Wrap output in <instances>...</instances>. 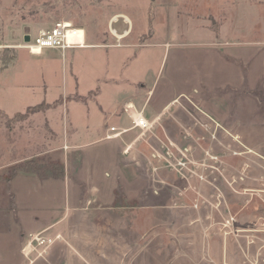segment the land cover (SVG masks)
Masks as SVG:
<instances>
[{
    "label": "rangeland",
    "instance_id": "1",
    "mask_svg": "<svg viewBox=\"0 0 264 264\" xmlns=\"http://www.w3.org/2000/svg\"><path fill=\"white\" fill-rule=\"evenodd\" d=\"M61 21L84 29L86 39L103 47L45 48L38 55L24 48ZM111 30L128 34L118 40ZM10 56L0 72V166L17 155L18 145L26 148L28 138L41 137L40 152L51 134L60 142H84L80 113L73 122L74 99L65 97L75 82L86 92L108 78L119 79V89L123 78L142 79L148 88L154 85L151 111L157 100L164 104L179 94L150 131L140 132L134 153L137 166L147 169L154 198L135 210L137 253H119L126 244L113 241V250L94 253L88 247L93 253L85 255L78 239L58 236L49 256L48 250L39 259L53 262L62 252L74 264H82L79 255L92 262L94 254L101 264H264V0H0V68ZM117 93H104L102 101L112 105ZM43 96L62 100L53 122L44 113L50 105L27 113L29 103ZM50 157L20 168L40 167L46 176ZM82 157L84 150L70 151L68 173L55 186L13 184L17 215L25 221L16 244L36 219L47 224L71 207ZM16 168L0 170L4 198L3 176ZM70 216L72 225L79 214Z\"/></svg>",
    "mask_w": 264,
    "mask_h": 264
},
{
    "label": "crops",
    "instance_id": "2",
    "mask_svg": "<svg viewBox=\"0 0 264 264\" xmlns=\"http://www.w3.org/2000/svg\"><path fill=\"white\" fill-rule=\"evenodd\" d=\"M112 22H114V18ZM125 24L128 25L129 29L130 23L128 24L125 21ZM127 34L128 31H125L124 34L115 37L118 40H122ZM87 47L98 48L103 46H98L94 41H89L84 34L83 45L79 49ZM111 48L118 49L120 47L116 46ZM120 83L124 84V88H117L119 79L108 78V80L103 82L102 87L81 92L78 89V83L75 82L74 84L76 85L71 87L69 94H66V98L70 97L74 99L69 109L72 121L76 123L78 120L77 111L82 118L84 142L70 141V143H67V138L66 142H60V140L57 141L54 134H51L45 138L47 142L45 150L40 152L38 149H40L41 137H37L36 140L28 138L26 140V148L23 149L21 145H18L17 155L1 164L0 170L4 168H18L13 171L11 169L10 174L7 173L3 176V181L8 187V197L4 198V194L0 193V204L5 203L6 206L8 202L10 204H8V207L0 209V264H26V262L27 264H31V256L35 253L26 257L22 251L29 243L31 236L37 234L53 241L58 236L61 238L65 237L64 239L67 241L75 237L84 246L85 255L93 253L86 252L88 247H91L92 249L90 251L92 250L94 253H107L108 250H113V241L118 244L125 242L126 245H123L124 248L122 245H117L118 248L122 247V251L119 249V253H124V255L126 253H137V247L135 246L136 224L135 218H133L136 214L135 210L138 205L145 207L152 205L154 198L152 193L149 192L151 183H148V179H146L147 169L143 165L140 167L137 166L136 159L138 157L134 154L137 151L136 146L141 142L142 132L139 129H132L131 117L129 112L127 113L124 108L131 107L134 111L141 112L148 122L155 124L163 113V110L168 108L179 94L170 97L164 101V104L162 100L161 102L157 100L155 110L151 111L149 110V105H151V100L155 94L153 92L154 85L148 88V85L142 79H138L136 83L130 78H123L120 80ZM134 84H140V86L135 89H130V85ZM112 90L118 91L117 98L112 105L108 106L102 101V95L104 93L110 94ZM40 99L41 97L38 98V101ZM61 101L60 98L46 101L43 96L41 102H36V104H34L35 102L29 103L30 105L26 107V110L41 104L46 106L50 105L49 108H52L44 113H46V120L53 122L52 118L55 117L56 119L59 116L58 108L60 105H63L60 104ZM65 107L67 114V103ZM153 112L155 114L150 118ZM32 120L30 119L28 121ZM109 126L128 129V131L118 138L105 139L106 128ZM7 142L9 147L10 142ZM76 150H84V157H82L84 171L81 173V181L75 178L78 183H76V193L72 195L73 204L70 205L71 207L65 205V211L47 224L38 225L37 223L39 221L36 219L34 221L35 224L32 225V229L28 228L26 239L16 244V231L22 233L21 238L25 235L23 230L25 228V221L23 222V217L21 220V216L18 217L17 215V210H19L16 205L17 196L11 192L13 184L15 182H19V184L20 182H25L27 185L32 187L36 185L38 188L48 185L53 186V184L55 186V180L64 171L66 174L68 173L69 153L70 151ZM46 155L52 157H50L47 163L48 175H42L40 167H33L29 171L20 168L22 163L30 161V164H34L35 158ZM56 166L60 167L58 171L54 170ZM35 169L37 170L35 171ZM63 183L66 190H68V181L65 180ZM69 195V192H66L64 195L67 200L66 204L69 201ZM47 201H50V199ZM14 210L15 214L13 213ZM72 212L79 214V217L71 225V222L74 220L70 216ZM11 226H13L12 230L10 229ZM51 231H54L53 234H50ZM52 244L46 249V253L49 250L48 256L52 251ZM106 248H108L107 251H101V249L105 250ZM71 249L79 255L74 248L71 247ZM12 254L15 255L14 261L11 260ZM55 254L56 258L53 262L50 258L48 260L45 258V260L39 259L40 257L35 258V255L33 264L39 260L43 264H74L70 259H64L62 252ZM79 257L78 259L82 264H101L98 260H95V254L92 262L80 255ZM19 258L21 262H18L20 260ZM104 260L107 261V259ZM128 260H134V257H128Z\"/></svg>",
    "mask_w": 264,
    "mask_h": 264
},
{
    "label": "built area",
    "instance_id": "3",
    "mask_svg": "<svg viewBox=\"0 0 264 264\" xmlns=\"http://www.w3.org/2000/svg\"><path fill=\"white\" fill-rule=\"evenodd\" d=\"M115 21L117 18H114ZM82 33V39L84 41V30L80 28H75L69 22H56L50 29L41 30L38 32L33 42H28L24 48L33 55H38L45 48H53L66 50L71 48H79L83 45L79 43L77 40V34ZM111 33L115 35L116 31L111 30ZM68 34H72L73 38L71 41L68 40ZM75 36V38H74ZM124 110L128 113L132 120V129H139L142 133L148 132L151 130L152 123L148 122L142 115L141 112L134 111L133 108L127 107ZM128 129H121L117 127L109 126L106 128V132L104 135L105 139H115L126 133ZM53 242V240L43 238L40 234L31 236L29 243L26 246H31L32 250L29 254H23L26 257H29L31 254L35 253L36 257H43L46 254V249ZM43 246V248L39 249V247Z\"/></svg>",
    "mask_w": 264,
    "mask_h": 264
},
{
    "label": "trees",
    "instance_id": "4",
    "mask_svg": "<svg viewBox=\"0 0 264 264\" xmlns=\"http://www.w3.org/2000/svg\"><path fill=\"white\" fill-rule=\"evenodd\" d=\"M4 53L6 52V53H8V51L7 50H4L3 51ZM12 52V51H11ZM13 57H9V58H4V60H5V62L3 63V66L0 68V72L2 71V70H4V69H6L8 66H9V63L11 62V60H13L12 59ZM8 59V60H7ZM44 108V107H47L46 105H44V104H41V105H39V106H36V107H32V108H28L27 109V113H29V112H31L32 110H35V109H40V108ZM27 113H25L23 116H26V114ZM37 169H35V171H36Z\"/></svg>",
    "mask_w": 264,
    "mask_h": 264
},
{
    "label": "bare ground",
    "instance_id": "5",
    "mask_svg": "<svg viewBox=\"0 0 264 264\" xmlns=\"http://www.w3.org/2000/svg\"><path fill=\"white\" fill-rule=\"evenodd\" d=\"M116 18H117V17H116ZM123 18H124L125 21L129 24L128 19H126L125 17H123ZM114 21H115V19H114ZM82 35H83V34H82L81 32L77 34V38H78L77 41H78L79 43H82V41H83V39H82ZM115 35H116V36H119L117 33H115ZM67 38H68L69 41H71V39L73 38L72 34H68ZM74 38H75V36H74ZM31 250H32L31 246H26V248L24 249L23 252H24L25 254H29V252H30Z\"/></svg>",
    "mask_w": 264,
    "mask_h": 264
}]
</instances>
